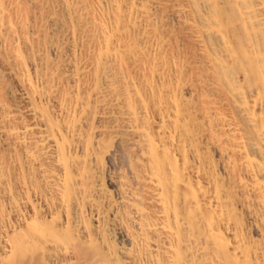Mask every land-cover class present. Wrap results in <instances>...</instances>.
Here are the masks:
<instances>
[{"label": "bare ground", "instance_id": "obj_1", "mask_svg": "<svg viewBox=\"0 0 264 264\" xmlns=\"http://www.w3.org/2000/svg\"><path fill=\"white\" fill-rule=\"evenodd\" d=\"M0 264H264V0H0Z\"/></svg>", "mask_w": 264, "mask_h": 264}]
</instances>
